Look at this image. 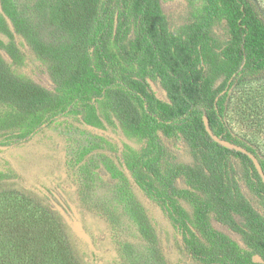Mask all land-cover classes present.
Listing matches in <instances>:
<instances>
[{
	"label": "trees",
	"instance_id": "trees-1",
	"mask_svg": "<svg viewBox=\"0 0 264 264\" xmlns=\"http://www.w3.org/2000/svg\"><path fill=\"white\" fill-rule=\"evenodd\" d=\"M39 1L46 22L66 37L60 44L40 43L37 47L49 64L54 87L17 76L0 52V103L16 111L21 121L47 113L44 124L49 126L67 114H83L82 106L92 98L105 97L122 124L150 141L145 155H157L145 163L140 158L127 160L132 177L150 199L167 209L175 225L184 226L185 214L177 202L182 194L158 167L165 155L159 132L179 131L192 157L186 167L190 185L201 194L195 198L199 221L216 237L209 224L213 214L221 225L242 234L244 243L259 252L258 246L264 247V226L241 194L239 169L231 163V156L249 165L246 174L255 173L263 194L264 182L250 157L215 142L204 122L207 117L215 134L254 153L264 169V146L253 140L240 142L225 120L235 79L245 72L264 73V10L258 2L206 0L205 12L192 33L176 35L163 13L162 0ZM222 20L227 23L228 41L221 54L235 60L236 66L217 91L209 93L200 60L209 54L205 45L209 31ZM112 43L118 57L136 66L137 72L121 66ZM147 75L159 80L172 104L170 109L159 106ZM262 106L264 103H259L258 107ZM248 114L252 134L264 136V110L251 109ZM12 119L8 122L13 123ZM38 131L36 128L20 137L13 131L7 136L14 137L11 142L22 143ZM7 186L13 187L0 182V264H84L68 241L67 224L61 215L42 205L28 190H8ZM30 204L38 207V216L29 213ZM139 216L143 231L149 234L145 215ZM188 248L191 254L202 257L196 245ZM205 256L213 263L246 264L224 238H219L214 251Z\"/></svg>",
	"mask_w": 264,
	"mask_h": 264
},
{
	"label": "rangeland",
	"instance_id": "rangeland-1",
	"mask_svg": "<svg viewBox=\"0 0 264 264\" xmlns=\"http://www.w3.org/2000/svg\"><path fill=\"white\" fill-rule=\"evenodd\" d=\"M256 1L264 10V0ZM205 6L206 0H162L163 13L176 35L191 34ZM226 24L222 20L209 31L205 41L209 54L200 60L209 93H215L236 66L235 60L221 54L228 41ZM65 39L46 22L39 0H0V52L17 76L52 89L49 64L37 47L40 43L57 45ZM111 48L124 69L137 72L136 66L118 57L113 43ZM145 77L158 86L159 106L170 109L172 104L159 80L153 75ZM261 102L264 73L245 72L235 79L225 120L240 142L253 140L264 146V136L252 134L254 129L246 120L251 109L264 110V106L258 107ZM82 109L83 114H67L48 126L44 124L47 113L21 121L16 111L0 103V182L13 186H7L8 190H28L42 205L56 210L67 224L65 233L72 249L84 264H224L209 262L205 256L214 251L219 238L228 240L246 264H264L263 246L254 251L244 243L242 234L221 225L213 214L209 224L216 237L199 221L195 198L201 194L190 185L186 167L192 157L179 131L159 132L165 155L158 167L182 194L177 202L185 214L184 226L172 222L167 209L146 195L128 169L127 160L140 158L145 163L157 157L145 155L150 141L122 124L105 97L92 98ZM10 118L15 123H9ZM36 128L37 134L26 142H11L14 137L7 136L14 131L20 137ZM230 159L239 169L241 194L264 226L260 180L252 171L246 174L249 165L240 157ZM53 192L65 196L70 212L58 206ZM31 206L35 205L30 204L29 213L38 216V207ZM139 213L145 215L149 234L143 231ZM188 245H196L202 257L191 254Z\"/></svg>",
	"mask_w": 264,
	"mask_h": 264
},
{
	"label": "water",
	"instance_id": "water-1",
	"mask_svg": "<svg viewBox=\"0 0 264 264\" xmlns=\"http://www.w3.org/2000/svg\"><path fill=\"white\" fill-rule=\"evenodd\" d=\"M148 82L150 83L153 91H157V89H158L157 85L151 78H148ZM224 92L225 91H223V93ZM217 100H218V98L216 99V102H217ZM204 122H205V127H206L207 132L209 133V135L212 137V139L215 142L219 143L220 145H222L228 149L237 150V151H240V152L247 154L250 157V159L253 161L260 177L262 178V181L264 182V169L260 163L259 158L254 153L249 151L246 147H244L238 143H235L233 141L222 138L221 136L215 134L209 125V120L207 117L204 118Z\"/></svg>",
	"mask_w": 264,
	"mask_h": 264
},
{
	"label": "flooded vegetation",
	"instance_id": "flooded-vegetation-1",
	"mask_svg": "<svg viewBox=\"0 0 264 264\" xmlns=\"http://www.w3.org/2000/svg\"><path fill=\"white\" fill-rule=\"evenodd\" d=\"M157 85V84H156ZM157 88H158V86H157ZM158 90V89H157ZM155 93L157 92V91H154ZM54 193V195H55V197H56V199L58 200V203H59V207H62L63 208V210H65V211H68V212H70V203L69 202H66V201H64V197L65 196H63L62 195V197L61 196H59L57 193H55V192H53Z\"/></svg>",
	"mask_w": 264,
	"mask_h": 264
}]
</instances>
